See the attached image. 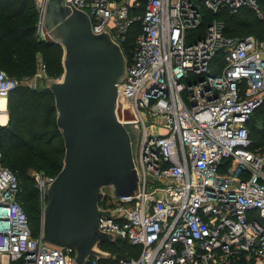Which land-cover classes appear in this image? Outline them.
<instances>
[{
  "label": "built area",
  "instance_id": "1",
  "mask_svg": "<svg viewBox=\"0 0 264 264\" xmlns=\"http://www.w3.org/2000/svg\"><path fill=\"white\" fill-rule=\"evenodd\" d=\"M46 1L31 0L41 41L49 39ZM67 1L121 51L134 34L116 116L138 126L140 186L120 198L104 190L99 208L111 215L97 221L139 247L118 264H264V154L248 149V123L264 107V41L226 38L214 18L246 7L262 19L258 0ZM44 77L41 63L32 85ZM17 86L0 70V99ZM54 178L32 174L40 226ZM19 193L16 175L0 165V264H74L72 248L45 243L40 226L32 235Z\"/></svg>",
  "mask_w": 264,
  "mask_h": 264
},
{
  "label": "water",
  "instance_id": "2",
  "mask_svg": "<svg viewBox=\"0 0 264 264\" xmlns=\"http://www.w3.org/2000/svg\"><path fill=\"white\" fill-rule=\"evenodd\" d=\"M42 23L45 42L62 49L61 79L47 81L45 90L53 98L64 156L47 188L40 229L45 243L72 248L74 264H85L106 256L97 245L115 241L97 226L99 217L111 215L99 208L104 190L120 198L139 189V130L116 116L126 60L109 34L93 33L88 15L67 0H47Z\"/></svg>",
  "mask_w": 264,
  "mask_h": 264
},
{
  "label": "trees",
  "instance_id": "3",
  "mask_svg": "<svg viewBox=\"0 0 264 264\" xmlns=\"http://www.w3.org/2000/svg\"><path fill=\"white\" fill-rule=\"evenodd\" d=\"M264 15V0H258ZM223 22L226 38L253 36L264 41V18L256 17L253 10L242 7L236 13L219 12L215 17ZM211 17L207 18L209 21ZM36 10L31 0H0V70L9 77L31 76L40 55L46 74L62 73V49L35 37ZM204 24V23H203ZM202 24V25H203ZM133 32L128 34L122 53L126 58L132 48ZM50 92L16 88L6 98L8 122L0 126V163L10 169L19 181L17 201L25 213L33 236L38 234L40 213L37 192L27 170H40L55 177L64 156L63 141L55 124V109ZM260 118L261 126L253 120ZM248 149L264 154V107L257 108L248 123ZM59 141V142H56ZM98 249L106 256L97 264H118L122 259L136 258L139 247L126 240L102 242Z\"/></svg>",
  "mask_w": 264,
  "mask_h": 264
},
{
  "label": "rangeland",
  "instance_id": "4",
  "mask_svg": "<svg viewBox=\"0 0 264 264\" xmlns=\"http://www.w3.org/2000/svg\"><path fill=\"white\" fill-rule=\"evenodd\" d=\"M35 60H36V68H35L34 74L36 72H38V70L40 69V64L42 63L41 57L38 54L36 55ZM62 73H63V71H62ZM62 73L60 74V76H55V77L54 76H49L48 74H46V77H44L43 79L38 80V82H36V86L32 85L33 84V80H31L32 77L34 76V74H32L31 76L27 75L25 77H20V78L13 77V78L17 81V84H18L17 87L18 88H23V89H27V90H36L37 91V90L45 89L46 82L49 81V80L50 81H59L61 79ZM5 113H6L5 115L7 117L6 123L4 125H0V126H6L7 125V122H8L7 108H6ZM253 122L257 126H261V124H262V121L260 120V118L254 119ZM56 142H59V141H56ZM0 165H1V163H0ZM33 173H38V174H40L42 176H46V177L51 175L50 172L49 173H44L43 171L34 170V169L27 170V174H28L30 179L32 178V174ZM38 209H39V213H40L39 206H38Z\"/></svg>",
  "mask_w": 264,
  "mask_h": 264
},
{
  "label": "bare ground",
  "instance_id": "5",
  "mask_svg": "<svg viewBox=\"0 0 264 264\" xmlns=\"http://www.w3.org/2000/svg\"><path fill=\"white\" fill-rule=\"evenodd\" d=\"M5 99H0V123L5 122Z\"/></svg>",
  "mask_w": 264,
  "mask_h": 264
},
{
  "label": "crops",
  "instance_id": "6",
  "mask_svg": "<svg viewBox=\"0 0 264 264\" xmlns=\"http://www.w3.org/2000/svg\"><path fill=\"white\" fill-rule=\"evenodd\" d=\"M5 111H6V101H5ZM6 119H7V117H6V115H5V122L2 124V123H0V125H4L5 123H6Z\"/></svg>",
  "mask_w": 264,
  "mask_h": 264
}]
</instances>
